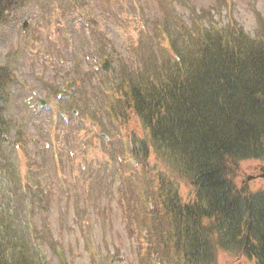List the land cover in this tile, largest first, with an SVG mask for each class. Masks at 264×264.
<instances>
[{"label":"trees","instance_id":"1","mask_svg":"<svg viewBox=\"0 0 264 264\" xmlns=\"http://www.w3.org/2000/svg\"><path fill=\"white\" fill-rule=\"evenodd\" d=\"M28 1L0 0V25ZM171 3L184 12L172 18L164 7ZM158 7L164 18L149 25L157 39L142 30L137 58L104 73V95L74 97L105 132L106 121L117 131L139 124L120 133L129 148L116 143L128 154L119 162V189L138 264H264V187L239 176L241 162L264 161V17L253 9L251 33L225 0L207 7L159 0ZM15 72L0 64V264H50L42 253L47 232L36 222L41 217L47 228L45 187L30 162L21 170L15 154L28 153L25 130L6 115L11 88L21 84ZM106 146L116 159L114 145ZM101 167L93 173L97 197L112 191L116 169L114 162Z\"/></svg>","mask_w":264,"mask_h":264},{"label":"rangeland","instance_id":"2","mask_svg":"<svg viewBox=\"0 0 264 264\" xmlns=\"http://www.w3.org/2000/svg\"><path fill=\"white\" fill-rule=\"evenodd\" d=\"M193 1L200 7L216 3ZM225 3L251 33L258 26L253 9L256 7L264 17V0ZM175 5L164 6L173 11L172 18L176 10L184 12ZM158 6L159 0H29L6 24L0 25V64L12 66L21 82L11 88L6 115L15 129L25 130L28 153L15 154L21 170L25 173L30 162L37 172L35 182L45 187L42 197L47 196L45 206L49 205V237L42 253L50 264H138V240L127 232V213L120 200L122 169H116L112 191L103 192L99 201L86 195L93 188V172L109 157L107 146L95 137V131L54 126L56 106L71 119L72 128L76 127L74 116H79L80 111L72 117L70 114L76 107L82 109L83 100L77 97L75 104L69 95L60 99L50 95L57 90L64 94L76 90L84 98L99 93L107 55L114 59L110 73H118L120 59L127 63L136 59L135 48L143 40L141 31L149 29L154 34L149 25L164 18ZM221 21H225L224 15ZM102 33L106 35L104 39H100ZM39 99L50 105L40 107ZM138 126L135 122L129 125L134 130ZM120 132L127 134L126 129ZM115 140L111 137L109 141ZM262 166L264 161L241 162V180L254 189L264 187ZM183 193L186 199L192 196L186 186ZM223 264L254 262L244 258L224 260Z\"/></svg>","mask_w":264,"mask_h":264},{"label":"water","instance_id":"3","mask_svg":"<svg viewBox=\"0 0 264 264\" xmlns=\"http://www.w3.org/2000/svg\"><path fill=\"white\" fill-rule=\"evenodd\" d=\"M261 171L264 172V167L261 168ZM261 176L264 177V173Z\"/></svg>","mask_w":264,"mask_h":264}]
</instances>
